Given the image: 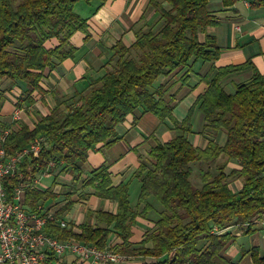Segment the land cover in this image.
<instances>
[{
  "label": "trees",
  "instance_id": "obj_1",
  "mask_svg": "<svg viewBox=\"0 0 264 264\" xmlns=\"http://www.w3.org/2000/svg\"><path fill=\"white\" fill-rule=\"evenodd\" d=\"M81 1L91 0H0V84L8 81L11 85L16 82L27 85L29 90L18 100V105L31 102L32 92L40 89L44 71L54 60L60 62L74 53L70 38L87 29L86 21L74 12L75 5ZM234 1L223 0V3L230 5ZM163 2L169 6L168 10L157 0H150V6L159 15L160 25L156 30L149 28L139 33L131 47L121 43L113 47L114 64L106 71L100 87L73 99L64 114L55 108L32 130L24 125L10 130L4 144L9 156L37 138L45 141L37 157L21 163L22 178L8 179L5 188L9 197L16 185L29 184L49 162H54L59 172L68 171L73 181L78 182L87 153L98 144L111 146L116 141L111 140L114 126L136 109L176 123L171 107L161 99L156 100L148 87L159 76L185 68L191 59L217 60L220 50L213 37L206 36L204 42H199L197 37L207 27L216 25L206 9L208 0ZM250 6L263 8L264 0H252ZM53 38L58 40V46L47 50L44 44ZM250 67L252 77L236 86L234 93H226L221 86L224 78ZM186 79L185 74L182 80ZM4 94L5 90L0 89V113ZM195 106L204 115L203 132H224L225 144L220 147L211 139L204 149H199L188 141L185 134L190 132L191 109L178 125L181 135L149 151L152 162L141 164L134 174L140 183L138 205H144L143 215L151 211L149 200L157 202L162 211L138 245L129 243L130 226L142 214L136 213L128 202V185L110 187L104 166L93 170L85 183L94 188L95 196L117 201L115 215L95 214L108 227L112 225L122 241L111 250L148 260L141 264H237L220 257L232 238L212 234V228L247 225L243 234L248 235L252 232L250 222L264 215V73L254 69L250 61L219 69ZM0 127L5 128L1 123ZM221 156L236 161L239 167L229 175L224 173L226 164L202 171V186L194 187L190 182V165L212 164ZM228 178L242 179L243 186L237 194L229 190ZM49 198H54L51 190L42 192L30 186L25 190L29 212H37ZM108 227L87 223L81 227L78 239L103 248L111 232ZM69 236L70 232L60 233L61 238ZM203 236L209 244L200 251L197 243ZM252 259L255 264H264L256 251H252Z\"/></svg>",
  "mask_w": 264,
  "mask_h": 264
},
{
  "label": "crops",
  "instance_id": "obj_2",
  "mask_svg": "<svg viewBox=\"0 0 264 264\" xmlns=\"http://www.w3.org/2000/svg\"><path fill=\"white\" fill-rule=\"evenodd\" d=\"M158 2L164 9H169L163 0ZM251 2L252 0H235L233 4L224 5L223 0H208L206 9L216 21V25L207 27L197 37L199 42H204L206 36L213 37L220 50L219 58L212 62L191 59L185 68L180 67L167 75L159 76L148 87L149 93L156 100L161 99L171 107L176 123L168 119L160 120L151 113L136 109L123 122L114 126V136L111 140L116 141L111 146L98 144L87 153L78 182L73 181L68 171L59 172V168L40 180L43 188L38 190H51L54 195V198H49L42 207L67 222L65 229H59L55 224L49 223L45 230L47 233L61 240L73 239L97 246L95 243L78 239V236L82 233L81 227L87 223L93 227H108L102 218L95 215L97 212L111 215L117 212L116 200L95 196L94 188L85 186L91 172L103 166L106 167L110 187L127 184L131 208L136 213L143 212L144 205H138L140 183L134 178V174L141 164L152 162L150 150L181 135L178 125L188 116L191 109L190 132L185 134L188 141L199 149H204L211 139L220 147L225 144L224 132H203L204 115L195 103L207 90L219 69L244 65L250 61L254 69L264 73V7L252 9ZM74 12L86 21V32L73 34L69 42L75 49L74 53L60 62L54 60L53 65L44 71L40 89L32 92L30 103L17 104L29 90L26 84L16 82L11 85L8 81L0 84V89L5 90V102L0 113V123L5 126L4 129H16L24 125L32 130L37 122L55 108L58 107L57 112L60 114L66 112V106L73 99H78L92 88L101 86L106 71L114 64L112 49L117 43L126 48L131 47L139 33L149 28L156 30L160 25L159 15L150 6V0H91L89 3L81 1L75 5ZM57 46L58 40L55 38L44 44L47 50H53ZM185 74L187 79L183 81ZM252 75L251 67L231 72L224 78L221 86L226 93L232 94L236 86L247 82ZM16 109L20 111V119L17 122L13 120ZM193 164L200 169L197 175ZM193 164L190 165V182L197 188L202 186V171L214 170L217 166L226 164L224 173L229 175L233 169L239 167L236 161H228L224 156L212 164ZM33 177H39V173ZM227 185L233 194H237L242 189L243 181L228 178ZM26 189L22 193V201L28 210L25 205ZM149 203L151 211L145 215L139 214L130 226L129 243L133 246L138 245L145 234L152 230L156 215L162 211L157 202L149 200ZM247 227L234 224L224 229L212 228V234L229 235L232 238L220 253L223 260L237 264H255L252 251H256L259 260L264 259V215L255 217L250 222L251 234L244 235L243 231ZM112 228V225L108 227L111 232L103 248L111 249L122 244ZM61 232H70L71 236L61 238ZM208 244V239L203 236L197 243V248L203 251ZM138 259V264L148 261L140 257ZM66 261L74 264L76 259L67 255Z\"/></svg>",
  "mask_w": 264,
  "mask_h": 264
},
{
  "label": "built area",
  "instance_id": "obj_3",
  "mask_svg": "<svg viewBox=\"0 0 264 264\" xmlns=\"http://www.w3.org/2000/svg\"><path fill=\"white\" fill-rule=\"evenodd\" d=\"M15 110L13 120L20 119ZM10 129H0V264H70L66 256H73L74 264H130L132 257L108 248L77 240H60L47 233L49 223L59 229L67 228V222L42 206L37 212H29L22 201V193L28 186L42 189V178L48 177L56 168L49 162L46 168L29 184L19 183L9 197L5 185L14 176L22 178L21 163L35 158L42 149L45 139L37 138L14 155H7L4 144ZM134 258V257H133Z\"/></svg>",
  "mask_w": 264,
  "mask_h": 264
},
{
  "label": "rangeland",
  "instance_id": "obj_4",
  "mask_svg": "<svg viewBox=\"0 0 264 264\" xmlns=\"http://www.w3.org/2000/svg\"><path fill=\"white\" fill-rule=\"evenodd\" d=\"M157 3L158 4H160L159 2H158V0H157ZM64 113H66V112H64ZM63 113V114H64ZM193 169L195 170V174L197 175L198 174V171L200 170L199 169V167L196 165V164H193ZM132 257V261H131V263H139V261H140V259H138V258H133V256H131ZM142 260V259H141Z\"/></svg>",
  "mask_w": 264,
  "mask_h": 264
}]
</instances>
